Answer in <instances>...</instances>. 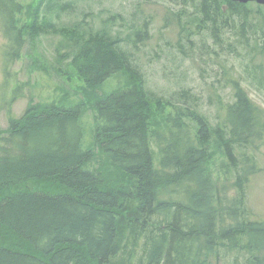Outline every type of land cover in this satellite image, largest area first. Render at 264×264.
<instances>
[{
    "label": "trees",
    "instance_id": "trees-1",
    "mask_svg": "<svg viewBox=\"0 0 264 264\" xmlns=\"http://www.w3.org/2000/svg\"><path fill=\"white\" fill-rule=\"evenodd\" d=\"M195 2L199 28L210 24L217 29L218 17L245 7L232 0ZM29 8L23 0H0L9 64L20 58L31 34L40 31L27 16ZM73 30L74 62L86 97L93 100L96 86L120 69L134 79H122L119 89L99 93L88 105L94 141L87 148L81 121L88 104L84 102L69 107L33 103L20 118L10 116L8 126L0 128V264H135L138 247L144 249L140 264H203L198 252H212L219 240L227 249L248 253L246 264H264V225L243 220L218 234V200L206 171L209 142L228 156L223 166L234 169L238 165L232 146L261 137L264 121L245 92H236L224 118L212 126L189 101L176 105L149 94L119 38L106 26L85 32L75 24ZM147 37L145 22L135 31L133 45ZM24 84H16L12 100L22 96ZM152 101L160 113L167 112L166 127L178 130L162 147L158 168L149 142L160 139V133L151 129L157 125ZM60 108L66 112L54 114ZM188 119L195 122L194 136L202 147L194 146ZM113 170L127 174L131 186H112L108 174ZM248 179L235 175L240 191ZM48 184L64 187L59 189L63 193L44 192ZM176 185H184V199H165ZM228 207L238 219L243 196ZM4 228L9 230L4 234L15 235L18 243L4 240Z\"/></svg>",
    "mask_w": 264,
    "mask_h": 264
},
{
    "label": "rangeland",
    "instance_id": "rangeland-1",
    "mask_svg": "<svg viewBox=\"0 0 264 264\" xmlns=\"http://www.w3.org/2000/svg\"><path fill=\"white\" fill-rule=\"evenodd\" d=\"M23 1L30 5L27 16L31 23H38L40 31L31 34L20 58L9 64L5 57L9 40L5 18L0 14V128L8 126L10 116L20 118L33 103L53 102L69 107L84 102L88 104L81 116L83 145L91 146L94 122L87 107L92 99L83 92V79L74 62L75 24L85 32L90 28L93 32L102 31L106 26L111 35L119 38V45L128 53L131 68L142 75L145 90L155 98L169 99L176 105L187 100L196 113L203 114L208 124L215 126L224 118L227 106L235 102L236 92L240 90L259 110L264 121V4L249 1L239 13L218 17L217 29H212L210 24H206V28L198 27L195 0ZM64 4L67 7L61 10ZM145 22L148 37L134 46V33ZM49 24H53L54 29L47 31ZM122 79L131 82L134 78L126 72L113 75L104 82L100 93L119 89ZM18 82L25 83L20 88L22 96L12 100ZM152 106L157 125H152L151 129L160 133V139L150 138L149 142L153 165L158 168L162 147L178 130L167 128L164 120L167 112L160 113L154 101ZM183 106L188 107V103ZM188 125L194 146L202 147L194 136L195 122L188 119ZM260 136L232 146L238 165L234 169L230 164L223 166L228 156L215 142L208 143L206 171L214 181L218 200V234L230 227L236 228L243 220L264 225V127ZM111 172L108 178L112 186H131L132 180L127 174ZM237 173L241 178H249L245 180L243 191L235 182ZM30 184L33 188V181ZM59 187L48 184L42 190L63 193L59 189L64 187ZM172 187L168 189L169 194L164 195L165 199L183 200L184 185ZM241 195L244 208L235 219L228 206ZM4 229V240L18 243V238L10 234L8 237L4 232L9 230ZM222 243L219 240L208 254L198 252L197 258L203 264H246L248 253L227 249ZM142 253L144 249L138 247L135 264H140Z\"/></svg>",
    "mask_w": 264,
    "mask_h": 264
},
{
    "label": "bare ground",
    "instance_id": "bare-ground-1",
    "mask_svg": "<svg viewBox=\"0 0 264 264\" xmlns=\"http://www.w3.org/2000/svg\"><path fill=\"white\" fill-rule=\"evenodd\" d=\"M118 74H122V75H124L125 74V68H123V69H120V70H118V71H116V72H114V75H118ZM140 74V73H139ZM113 76V75H112ZM140 76H142L141 74H140ZM103 85L104 84H101V85H98V86H96V89L93 91L94 92V98H93V100H92V103L96 100L95 98H96V96H98L99 95V93H100V89L103 87ZM66 111H65V108H60V109H57L55 112H54V114H59V113H65Z\"/></svg>",
    "mask_w": 264,
    "mask_h": 264
},
{
    "label": "water",
    "instance_id": "water-1",
    "mask_svg": "<svg viewBox=\"0 0 264 264\" xmlns=\"http://www.w3.org/2000/svg\"><path fill=\"white\" fill-rule=\"evenodd\" d=\"M232 1L240 2V3H247L249 1H256L258 3L264 4V0H232Z\"/></svg>",
    "mask_w": 264,
    "mask_h": 264
}]
</instances>
